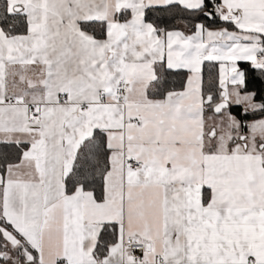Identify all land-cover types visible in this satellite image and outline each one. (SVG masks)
I'll return each instance as SVG.
<instances>
[{
	"label": "snow or ice",
	"instance_id": "1",
	"mask_svg": "<svg viewBox=\"0 0 264 264\" xmlns=\"http://www.w3.org/2000/svg\"><path fill=\"white\" fill-rule=\"evenodd\" d=\"M0 264H264V0H0Z\"/></svg>",
	"mask_w": 264,
	"mask_h": 264
}]
</instances>
